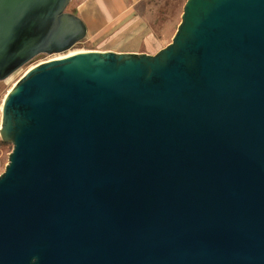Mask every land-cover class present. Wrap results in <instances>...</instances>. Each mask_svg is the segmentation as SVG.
<instances>
[{"label": "water", "instance_id": "obj_1", "mask_svg": "<svg viewBox=\"0 0 264 264\" xmlns=\"http://www.w3.org/2000/svg\"><path fill=\"white\" fill-rule=\"evenodd\" d=\"M0 0V81L86 37ZM0 264H264V0H185L154 54L88 49L2 99Z\"/></svg>", "mask_w": 264, "mask_h": 264}, {"label": "crops", "instance_id": "obj_2", "mask_svg": "<svg viewBox=\"0 0 264 264\" xmlns=\"http://www.w3.org/2000/svg\"><path fill=\"white\" fill-rule=\"evenodd\" d=\"M152 1L158 0H70L69 4L85 23L86 35L103 44L91 49L154 54L166 45L171 30L168 23L154 27L138 12L141 4ZM166 1L175 8L181 0Z\"/></svg>", "mask_w": 264, "mask_h": 264}, {"label": "rangeland", "instance_id": "obj_3", "mask_svg": "<svg viewBox=\"0 0 264 264\" xmlns=\"http://www.w3.org/2000/svg\"><path fill=\"white\" fill-rule=\"evenodd\" d=\"M185 0L177 1V6L175 8H170L173 5L172 2L161 0L146 2L139 6L138 12L154 27H164V23H168L171 33L166 41V44L170 42L172 35L175 32L176 26L180 20V14L182 11V6ZM67 11H71V6L68 4ZM103 46V44L98 42H92V40L86 35L84 39L80 42L74 44L72 47L58 53L39 54L37 57L33 58L28 63L22 65L15 72H13L7 79L0 81V106L2 105V99L5 93L10 89L13 83L31 66L40 63L42 61L57 58L60 55H66L69 52L77 50H88L93 47ZM165 46V45H164ZM0 120H1V108H0ZM12 143L1 140L0 138V173L3 172L5 165L7 163L8 154L12 150Z\"/></svg>", "mask_w": 264, "mask_h": 264}, {"label": "bare ground", "instance_id": "obj_4", "mask_svg": "<svg viewBox=\"0 0 264 264\" xmlns=\"http://www.w3.org/2000/svg\"><path fill=\"white\" fill-rule=\"evenodd\" d=\"M79 51H83V50L72 51V52H69V53L66 54V55H60V56H58L57 58H62V57L68 56V55H70V54H73V53L79 52ZM29 68H30V67H29ZM0 108H1V106H0Z\"/></svg>", "mask_w": 264, "mask_h": 264}, {"label": "flooded vegetation", "instance_id": "obj_5", "mask_svg": "<svg viewBox=\"0 0 264 264\" xmlns=\"http://www.w3.org/2000/svg\"><path fill=\"white\" fill-rule=\"evenodd\" d=\"M38 55H39V54H38ZM38 55H37V56H38ZM37 56H35V57H37ZM35 57H34V58H35Z\"/></svg>", "mask_w": 264, "mask_h": 264}]
</instances>
